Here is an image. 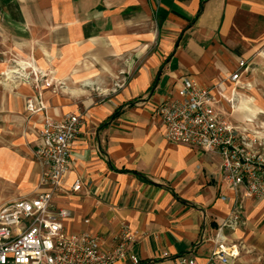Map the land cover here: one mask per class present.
I'll return each instance as SVG.
<instances>
[{"label": "crops", "instance_id": "0c3cea01", "mask_svg": "<svg viewBox=\"0 0 264 264\" xmlns=\"http://www.w3.org/2000/svg\"><path fill=\"white\" fill-rule=\"evenodd\" d=\"M0 39L16 54L0 63V208L47 190L35 156L42 131L80 111L71 171L55 198L70 212L68 233L97 235L110 248L127 224L141 264H209L237 211L236 228H224L238 253L230 264H264V199L231 187L220 156L168 141L157 113L192 77L214 88L226 121L244 120L229 102L248 93L242 78L264 56V0H0ZM241 61L248 70L235 83ZM64 66L71 88L43 84L67 79Z\"/></svg>", "mask_w": 264, "mask_h": 264}, {"label": "built area", "instance_id": "2783aa9c", "mask_svg": "<svg viewBox=\"0 0 264 264\" xmlns=\"http://www.w3.org/2000/svg\"><path fill=\"white\" fill-rule=\"evenodd\" d=\"M247 70L248 64L241 61L231 80L238 83ZM43 84L51 86L47 81ZM213 90L202 87L192 77L183 78L178 97L163 102L157 109L165 138L220 156L224 179L231 187L243 190L248 198L264 199V153L254 149L255 143L215 110ZM28 106L34 110L31 100ZM81 127L80 111L46 122L35 156L45 166L43 183L47 190L0 208V264H141L132 251L135 237L127 224L114 237L110 248L97 235L65 230L64 220L70 212L57 209L55 198L71 171L72 147ZM82 185V179L77 177L71 188L77 192ZM238 218L234 211L220 229L209 264H230L237 257V251L227 243L224 228L235 229ZM179 260L181 264H198L192 257Z\"/></svg>", "mask_w": 264, "mask_h": 264}, {"label": "rangeland", "instance_id": "374dc122", "mask_svg": "<svg viewBox=\"0 0 264 264\" xmlns=\"http://www.w3.org/2000/svg\"><path fill=\"white\" fill-rule=\"evenodd\" d=\"M11 47L10 40L0 39V63L7 58L13 59L16 56L13 50H11ZM25 53L28 54L29 51H25ZM51 71L53 72L54 70L52 69ZM16 72L18 73L17 70ZM22 73L25 74V72ZM38 73L41 77L51 76V72L49 71L44 72L42 70H37L36 74ZM69 73L70 67L64 66V78H66ZM242 80L248 93L238 101H236L235 98H232L229 103L231 107H235V110L237 111L234 114V117H240L244 120L238 118L237 121L234 118H231V116H233L231 112V114H228V117L230 122L238 126L240 131L249 137L251 143H255L253 148L264 153V56L252 61L249 72L243 76ZM46 81L48 82V80H45L44 83ZM49 83H51V88L68 89L73 86L69 76L67 79H63V81L54 82L53 80ZM244 105L245 108H238L240 106L244 107Z\"/></svg>", "mask_w": 264, "mask_h": 264}, {"label": "trees", "instance_id": "16d2710c", "mask_svg": "<svg viewBox=\"0 0 264 264\" xmlns=\"http://www.w3.org/2000/svg\"><path fill=\"white\" fill-rule=\"evenodd\" d=\"M120 113H121V110L118 109V111H116V112L110 117V120L116 118Z\"/></svg>", "mask_w": 264, "mask_h": 264}]
</instances>
